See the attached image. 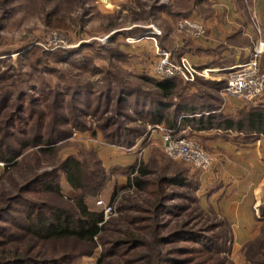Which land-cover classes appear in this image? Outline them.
<instances>
[{"label":"rangeland","instance_id":"1","mask_svg":"<svg viewBox=\"0 0 264 264\" xmlns=\"http://www.w3.org/2000/svg\"><path fill=\"white\" fill-rule=\"evenodd\" d=\"M256 1L0 0V210L6 211L0 228L10 231L0 244L9 258L26 264H141L147 256L154 264H264V161L235 150L256 135L180 129L212 159L203 171L169 157L157 126L166 128L147 118L157 109L159 92L150 81L160 80L154 68L163 51L175 62L186 57L214 70L193 83L173 79L178 88L164 115H176L179 104L207 108L219 125L238 121L246 108H264V94L254 103L223 95L231 64L224 51L233 44L253 53L264 43V9ZM233 10L239 34L209 42L207 22L221 18L218 24L228 25ZM184 19L200 23L204 38L184 31ZM247 29L251 35L244 36ZM259 63L264 72V53ZM13 152L20 156L7 167L1 157ZM70 160L78 164L77 188L65 173ZM143 168L150 174L139 190L133 183ZM173 177L182 183L164 187L155 208V184ZM36 179L46 182L21 192ZM80 200L104 215L105 240L95 247L28 231L36 207L77 217ZM154 225L162 229L145 239L147 248L112 254L109 243L120 239L119 231Z\"/></svg>","mask_w":264,"mask_h":264},{"label":"trees","instance_id":"2","mask_svg":"<svg viewBox=\"0 0 264 264\" xmlns=\"http://www.w3.org/2000/svg\"><path fill=\"white\" fill-rule=\"evenodd\" d=\"M59 25H62V21H57L54 26L55 28H60ZM175 78L172 79H163L157 81H150L155 88L159 92V99L155 101L157 105V109L151 111L147 114V118L150 119L155 125H162L168 130H176L178 127L180 129H186L187 126L192 128L199 127L202 131L212 130L214 127L225 130L232 131L235 133H243V134H251V135H262L264 136V108L261 107H252L246 108L240 114V118L238 121L227 120L225 123H221L219 125L214 124L215 118L213 117V113H206L205 110L210 111V109L203 108L197 109L191 107L189 105L179 104L175 108L177 110L176 115H164V110L172 108L170 103H167V100L175 98V91L178 88L174 83ZM180 79V78H177ZM183 81L182 79H180ZM227 85V83H226ZM214 111V110H211ZM181 117V118H180ZM17 118V117H16ZM19 119V118H18ZM17 119H15L16 121ZM40 137H38L39 141ZM35 141V142H37ZM48 143L50 141H47ZM30 146V143L23 145L21 148H27ZM20 156V152H13L11 156L3 155L1 157V161L6 163V166L9 167V164L15 162V160ZM78 164L75 161H68L66 163L65 173L68 178V181L75 188L78 187V183L81 180L77 176L76 168ZM140 177L139 179L134 180V185L139 190H144L145 183L143 178H146L150 173L145 169H140ZM46 182L45 179H36L28 184L21 192H28L34 186H38ZM182 180L179 177L173 178H163L160 179L155 185L158 189H155L152 195L155 197L154 207L159 208L160 202L164 198V187L170 186H180ZM132 184V185H133ZM56 190V189H55ZM15 199L13 200V202ZM36 207V206H35ZM79 215L75 217L74 215L69 214L68 212L62 210H54L46 212L47 208L36 207L34 210L37 214V218L31 222V225L28 227V231H30L33 235L37 237L45 236L47 239H74L78 243L85 244L86 246H96L98 241L103 242L104 232L106 228V224L104 223V215L102 213H97L96 211H91L89 207L82 201L77 204ZM0 210V219L6 216V211ZM44 210V211H43ZM43 212V214L41 213ZM3 216V217H2ZM32 219V218H30ZM149 220L143 221L148 222ZM134 224H139L138 221L134 222ZM133 226V225H132ZM152 228V229H151ZM136 227L134 229H127L124 231H119V235L121 236L119 240H114V242L110 241L109 244L113 247L112 254H115L116 251H126L127 249L136 252L138 250H143L147 248L149 245L146 243L145 239L148 238L149 234L156 233L158 235V230L162 229V227H158L154 225L153 227ZM10 231L5 228H0V236H7ZM7 233V234H6ZM163 243V241H162ZM161 243V244H162ZM3 244H0V263L6 260L8 261L5 264H26L24 263V259L21 258H9L8 254L5 253L3 249ZM17 255L19 253H16ZM124 255V254H123ZM127 255V254H126ZM122 256V254H121ZM119 256V257H121ZM12 260V261H10ZM154 257L147 256L143 259L141 264H154ZM15 262V263H11ZM138 259L133 260H123L120 259V264H138Z\"/></svg>","mask_w":264,"mask_h":264},{"label":"built area","instance_id":"3","mask_svg":"<svg viewBox=\"0 0 264 264\" xmlns=\"http://www.w3.org/2000/svg\"><path fill=\"white\" fill-rule=\"evenodd\" d=\"M180 27L190 32L195 39H202L206 34L204 27L190 19L180 22ZM264 53V43L258 44L249 61L229 69V79L223 89V95L243 102H256L264 94V72L260 68L259 59ZM158 64L154 68L156 78L172 79L180 78L187 83L195 82L196 78H207L214 70L200 69L188 58L181 57L175 62L171 54L163 51L158 53ZM158 129L163 131L162 139L166 154L174 159H182L197 169L208 171L212 166V159L203 150L186 136V132L180 130ZM101 205V204H100ZM108 208L107 212H111Z\"/></svg>","mask_w":264,"mask_h":264},{"label":"crops","instance_id":"4","mask_svg":"<svg viewBox=\"0 0 264 264\" xmlns=\"http://www.w3.org/2000/svg\"><path fill=\"white\" fill-rule=\"evenodd\" d=\"M232 0H230L231 2ZM256 8L257 9H264V2L263 0H258L255 3ZM233 5H231L232 7ZM221 18L220 19H215L214 21H208L207 22V26H208V41L209 42H215L217 36L218 37H223V40H226L227 38H232L233 36H236L239 34L240 31V26L237 24V22L240 23V19L239 16L236 15L233 12L227 17L228 20V25L227 23L224 24H218V22H221ZM227 22V21H226ZM235 22V23H234ZM216 23V24H214ZM236 27V29H235ZM217 28V29H215ZM240 28V29H239ZM244 29V28H243ZM246 35L244 36H249L251 35V30L247 29L246 30ZM240 51H242L243 53H241ZM240 52V53H239ZM252 55L251 50L249 49H241L240 46H236V45H229L228 48L224 51V57H230L231 59V64L230 68L238 66L242 63H245L249 60V56ZM201 62V66L206 67L207 64L203 61V59H200ZM257 139L254 140L253 142H249L246 144H241V145H237V147L235 148V150H239V152H241L240 154L238 153L239 156H243V157H247L250 155V152H253V161L257 162V163H262L264 161V136L260 135V136H255ZM237 138V137H236ZM218 146H223L222 143L219 144ZM226 146V145H225ZM223 146V147H225Z\"/></svg>","mask_w":264,"mask_h":264}]
</instances>
